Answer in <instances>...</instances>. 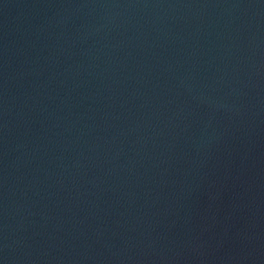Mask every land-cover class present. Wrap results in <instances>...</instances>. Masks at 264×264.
I'll list each match as a JSON object with an SVG mask.
<instances>
[{
  "label": "water",
  "instance_id": "water-1",
  "mask_svg": "<svg viewBox=\"0 0 264 264\" xmlns=\"http://www.w3.org/2000/svg\"><path fill=\"white\" fill-rule=\"evenodd\" d=\"M0 264H264V0H0Z\"/></svg>",
  "mask_w": 264,
  "mask_h": 264
}]
</instances>
